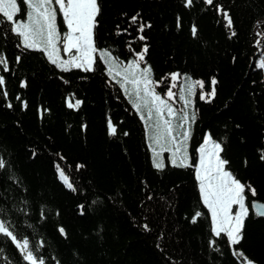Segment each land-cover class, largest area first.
<instances>
[{
  "label": "trees",
  "instance_id": "obj_1",
  "mask_svg": "<svg viewBox=\"0 0 264 264\" xmlns=\"http://www.w3.org/2000/svg\"><path fill=\"white\" fill-rule=\"evenodd\" d=\"M98 2L97 47L125 65L147 45L145 60L161 95L171 73L204 81L205 92L217 80L211 103L199 99L196 86L191 163H197L204 135L212 134L222 143L228 170L255 187L264 203V0H214L211 6L194 0L190 7L186 0ZM18 3L23 10V0ZM217 6L229 13L231 28ZM57 21L65 32L59 15ZM257 22H263L258 37ZM140 23L151 27L139 33ZM18 44L14 34L0 32V55L9 67L5 72L0 66L6 81L0 86V158L9 165L0 171V218L33 247L43 245L37 254L45 264H264V218L245 221L239 245L229 247L221 237L219 251L210 246L215 238L195 167L176 168L166 158L163 171L153 167L143 123L98 54L95 71L62 72L42 53ZM72 97V103L82 101L78 109L67 106ZM196 212L201 216L193 224ZM0 249V264H25L10 239L0 236Z\"/></svg>",
  "mask_w": 264,
  "mask_h": 264
},
{
  "label": "snow or ice",
  "instance_id": "obj_2",
  "mask_svg": "<svg viewBox=\"0 0 264 264\" xmlns=\"http://www.w3.org/2000/svg\"><path fill=\"white\" fill-rule=\"evenodd\" d=\"M204 2L210 6L214 4V0ZM193 3L194 0H186L185 7H190ZM23 5L22 10L18 0H0V32H11L18 38V46L26 51L42 53L50 64L62 72H69L72 69H79L85 73L93 72L96 70L98 54L108 76L119 83L129 103L144 122L153 167L158 171L164 170V153L169 154L168 160L173 167H195L200 197L210 213L211 236L215 238L210 240V246L219 251L217 242L221 237L226 238L229 247L239 245L244 239L245 221L253 215L256 218H264V203L256 199L258 196L256 188L241 182L228 170L229 161L221 155L224 151L222 143L214 139L212 134L204 135L203 143L197 150L198 161L195 165L191 163L189 154V141L192 137V127L197 120V112L194 108L189 112L188 108L194 104L192 97L196 95L195 88L198 85L201 90L200 100L211 103L216 97L217 80L212 78L213 87L210 92H205L204 81H193L190 77H184L177 93L172 89L177 88V82L182 74L171 73L172 83L167 92L161 95L156 91L159 82L152 79V68L145 60L149 51L147 45L136 53L135 59L123 66L109 50L97 47L95 29L98 26L97 17L101 13L98 0H23ZM218 10L223 13L227 27L231 28L233 21L229 13L219 7ZM22 12L25 19L18 18ZM58 13L62 16L65 32H61L58 25ZM131 21L136 24L138 18L134 16ZM4 25L9 27L4 28ZM150 27V24L140 23L138 32L143 33ZM177 27H180L179 17ZM191 33L194 38L197 36L198 29L195 25L192 26ZM232 35L235 36L236 33L233 31ZM138 38L141 41L146 40L144 35H139ZM61 47L67 59L62 57ZM20 59L17 56L16 62L19 63ZM0 66L3 67V71H9L8 60L3 55H0ZM260 67L264 68V64ZM5 83V77L0 75V86ZM21 87H26V84L22 83ZM2 95L7 98L8 93L4 91ZM177 95L183 105L181 109L173 106ZM73 99L75 98L69 100L67 106L78 109L82 101L75 100V103H72ZM7 106L11 108L12 104ZM108 129L110 135L116 134V127L111 120L108 121ZM261 159L264 160V150L261 151ZM8 167V162L0 158V171ZM57 169L66 186L76 191L65 171L59 165ZM9 178L16 179L14 176ZM200 216L201 213L196 212L191 223L196 224ZM143 228L150 231L146 223ZM59 232L66 235L64 228H60ZM0 236L10 239L25 264H45L44 258L37 254L39 247L43 245L33 247L29 239L20 237L13 224L3 218H0ZM235 254L234 251L233 255ZM246 264L254 262L246 260Z\"/></svg>",
  "mask_w": 264,
  "mask_h": 264
},
{
  "label": "rangeland",
  "instance_id": "obj_3",
  "mask_svg": "<svg viewBox=\"0 0 264 264\" xmlns=\"http://www.w3.org/2000/svg\"><path fill=\"white\" fill-rule=\"evenodd\" d=\"M58 15H59V17L61 18V20H62V22H63V19H62V16L58 13ZM26 17L24 16V19H25ZM20 19V18H19ZM261 24H263V22H257L256 24H255V26H254V31H253V33H254V35L256 36V37H258V36H260L261 35V30H260V27H259V25H261ZM65 31H66V27H65ZM257 33H260V35H257ZM61 54H62V57L64 58V59H67L68 57L66 56V55H64L63 54V51H62V47H61ZM121 66H123V65H121ZM184 77H187V76H185V75H181V78H180V81H178L179 82V84L177 85V93H178V91H179V86H180V83H182L183 82V79H184ZM112 79V78H111ZM118 79V78H117ZM113 81H115L116 83H117V81L115 80V79H112ZM118 85H119V83H117ZM120 86V85H119ZM197 88V87H196ZM196 88H195V91H196ZM123 91V90H122ZM123 93H124V91H123ZM125 95V94H124ZM126 97V96H125ZM175 99V103H174V107L175 108H177V109H181L182 107H183V105H182V103L180 102V100H179V95H177V97H175L174 98ZM192 99H193V97H192ZM193 110V105H190L189 106V108H188V111L189 112H191ZM139 116V115H138ZM139 118H140V116H139ZM141 120V119H140ZM142 121V120H141ZM142 123H143V128H144V132H145V141H146V146H147V148L149 149V151H150V154H151V156H152V152H151V149L149 148V140H148V137H147V133H146V130H145V125H144V122L142 121ZM202 143H203V140H202ZM198 150V149H197ZM168 156H169V154L168 153H164V161H165V158L168 160ZM197 161H198V152H197ZM168 162H169V160H168ZM169 164H171L170 162H169ZM198 182V181H197ZM197 187H198V192H199V186H198V183H197ZM199 196H200V193H199ZM200 199H201V197H200ZM202 201V200H201ZM209 216H210V213H209ZM210 220H211V218H210ZM245 264H246V262H245Z\"/></svg>",
  "mask_w": 264,
  "mask_h": 264
}]
</instances>
